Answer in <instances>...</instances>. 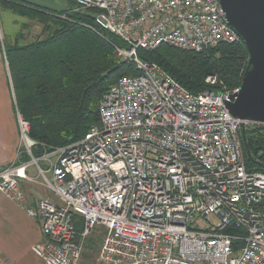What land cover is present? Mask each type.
I'll use <instances>...</instances> for the list:
<instances>
[{
  "label": "built area",
  "instance_id": "obj_1",
  "mask_svg": "<svg viewBox=\"0 0 264 264\" xmlns=\"http://www.w3.org/2000/svg\"><path fill=\"white\" fill-rule=\"evenodd\" d=\"M74 2L92 13L89 28L127 45L113 44L140 73L111 85L100 123L84 137L38 157L30 122L17 110L20 143L0 170V191L39 220L35 254L45 264H80L87 237L103 225L97 264H264V172L247 168L240 137L242 126L264 124L229 112L225 100L239 87L193 93L137 55L242 40L220 1ZM206 82L219 79L209 74ZM22 181L40 183L59 202L26 207Z\"/></svg>",
  "mask_w": 264,
  "mask_h": 264
},
{
  "label": "trees",
  "instance_id": "obj_2",
  "mask_svg": "<svg viewBox=\"0 0 264 264\" xmlns=\"http://www.w3.org/2000/svg\"><path fill=\"white\" fill-rule=\"evenodd\" d=\"M0 5L37 18L44 26L43 37L21 44L19 34L14 44L4 47L15 106L30 122V135L37 141L33 154L38 157L84 137L100 123L104 93L120 76L140 71L113 44L127 45L109 32L103 37L89 28L94 25L92 13L77 9L74 0L58 12L24 0H0ZM137 55L159 64L193 93L239 87L249 60L242 40L202 51L161 45L138 49ZM209 74L218 77L216 85L206 82ZM240 137L247 168L264 172V125L241 129Z\"/></svg>",
  "mask_w": 264,
  "mask_h": 264
},
{
  "label": "crops",
  "instance_id": "obj_3",
  "mask_svg": "<svg viewBox=\"0 0 264 264\" xmlns=\"http://www.w3.org/2000/svg\"><path fill=\"white\" fill-rule=\"evenodd\" d=\"M24 1L50 9L55 7L56 10L66 9L71 3V0ZM25 22L26 17L3 7L0 12V46L3 43L14 44ZM11 88V75L5 49L2 46V49L0 47V170L15 160L20 143L17 108ZM22 186L26 194L24 201L26 207L35 206L41 198L59 202L57 197L38 182L22 181ZM42 240L39 220L29 216L25 208L0 191V264H45L32 249L33 245Z\"/></svg>",
  "mask_w": 264,
  "mask_h": 264
},
{
  "label": "water",
  "instance_id": "obj_4",
  "mask_svg": "<svg viewBox=\"0 0 264 264\" xmlns=\"http://www.w3.org/2000/svg\"><path fill=\"white\" fill-rule=\"evenodd\" d=\"M219 1L249 53L239 90L225 100L226 107L236 118L264 124V0Z\"/></svg>",
  "mask_w": 264,
  "mask_h": 264
},
{
  "label": "rangeland",
  "instance_id": "obj_5",
  "mask_svg": "<svg viewBox=\"0 0 264 264\" xmlns=\"http://www.w3.org/2000/svg\"><path fill=\"white\" fill-rule=\"evenodd\" d=\"M48 9H50V8H48ZM2 10H3V7L0 5V12ZM51 10L58 12V10H56L55 7H54V9H51ZM22 26H23L22 31L19 35L21 44H25L27 42L34 41L37 38L44 36V33H43L44 26L41 24V22L37 18H31L30 16H27L26 22ZM112 35H114V34H112ZM114 36H116V35H114ZM116 38H118V37L116 36ZM118 39H120V38H118ZM5 44L3 43V45L0 46L1 49H2V46L5 47ZM7 64H8V61H7ZM11 87H12L11 89H12L13 101L15 104V94H14L12 80H11ZM34 148H36V146ZM34 148H33V150H35ZM54 159L55 158L53 157V160ZM40 164L43 167H46V163L44 161H40ZM28 174L36 176L37 169H36L35 165H32L29 167ZM46 190H48V189L46 188ZM106 234H107V228L103 225H97L93 229L92 233L86 239L85 249H84L80 264H97L98 263V253H99L100 246L103 243V240H104Z\"/></svg>",
  "mask_w": 264,
  "mask_h": 264
}]
</instances>
